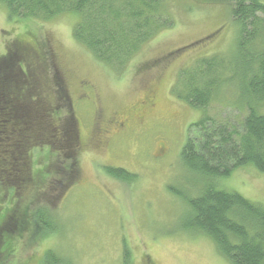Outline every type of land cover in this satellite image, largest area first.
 <instances>
[{
  "label": "rangeland",
  "instance_id": "rangeland-1",
  "mask_svg": "<svg viewBox=\"0 0 264 264\" xmlns=\"http://www.w3.org/2000/svg\"><path fill=\"white\" fill-rule=\"evenodd\" d=\"M168 2L174 26L144 44L121 71L75 39L77 14L17 18L0 4V62L25 59L21 43L40 62L44 57L48 69L40 70V85L51 84L54 71L62 76L81 140L75 159H55L49 146L34 149L28 171L38 177L50 159L47 180L0 183V231L14 233L6 264H125L127 252L130 264H230L206 234L188 225L187 197L198 195L206 180L186 167L182 150L189 126L205 111L178 100L172 88L180 70L199 58L232 56L240 26L227 3ZM21 64L26 67V60ZM230 94L224 91L208 115L236 123L241 111ZM67 113L63 107L62 127ZM106 167L123 168L136 178L125 182ZM216 183L264 205V172L254 167L239 168ZM26 208L50 211L55 231L44 237V227L33 220L22 236L12 225L2 226L11 214L23 219Z\"/></svg>",
  "mask_w": 264,
  "mask_h": 264
},
{
  "label": "trees",
  "instance_id": "trees-1",
  "mask_svg": "<svg viewBox=\"0 0 264 264\" xmlns=\"http://www.w3.org/2000/svg\"><path fill=\"white\" fill-rule=\"evenodd\" d=\"M168 1L0 0V4L11 17L17 18L51 19L65 13L77 14L75 39L97 60L121 71L144 44L174 26ZM207 1L227 3L240 28L232 56L215 54L199 58L191 67L180 70L172 88L178 100L205 111L201 120L189 126L188 141L182 150L186 167L206 180L198 195L187 197L191 207L188 225L206 234L230 264H264V205L216 183L217 178L229 177L245 166L264 172V0ZM19 49L27 54L23 55L25 59L0 62L2 186L12 181L9 179L22 184L52 176H46L49 158L38 177L30 175L27 159H32L34 149L49 146L56 151L55 159L72 155L75 159L81 147L74 107L62 76L49 72L52 83L47 82L43 85L45 90L42 89L40 70L48 69L45 58L40 57V62L26 44L21 43ZM25 60L26 67L21 64ZM224 91L232 93L230 98L241 111L236 123L207 113ZM221 100L231 102L227 98ZM63 107L68 112L64 127ZM46 157L53 155L47 152ZM105 170L125 182L136 178L123 168ZM35 210L26 208L23 219L11 214L5 217L2 226L12 225L10 228L14 227L16 235L22 236L33 220L44 227V237L55 231L51 212L37 208L33 216ZM12 237L14 233L11 236L0 231V256L4 255L0 264H6L13 253ZM50 253L49 250L48 257ZM125 256V264H130V253Z\"/></svg>",
  "mask_w": 264,
  "mask_h": 264
},
{
  "label": "flooded vegetation",
  "instance_id": "flooded-vegetation-1",
  "mask_svg": "<svg viewBox=\"0 0 264 264\" xmlns=\"http://www.w3.org/2000/svg\"><path fill=\"white\" fill-rule=\"evenodd\" d=\"M123 126H125V125H123Z\"/></svg>",
  "mask_w": 264,
  "mask_h": 264
}]
</instances>
